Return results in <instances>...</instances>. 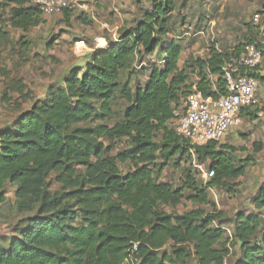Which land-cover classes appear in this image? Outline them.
Here are the masks:
<instances>
[{
    "label": "trees",
    "instance_id": "1",
    "mask_svg": "<svg viewBox=\"0 0 264 264\" xmlns=\"http://www.w3.org/2000/svg\"><path fill=\"white\" fill-rule=\"evenodd\" d=\"M187 4L137 0L116 38L105 35V47H92L84 65L70 67L30 108L16 103L19 114L0 129V207L11 183L16 210L26 216L0 235V264H225L229 257L230 264H264V181L252 196L253 209L234 217L217 210L210 194L213 187L236 192L254 159L239 158L218 141L194 146L171 125L195 84L205 95L225 93L222 67L247 45L261 46L251 30L258 26L248 25L234 47L213 44L205 57L181 66L184 47L169 35L177 30L175 14L187 22L180 16ZM75 9L64 8L62 22L72 26ZM0 12L8 16L7 28L17 31L45 22L30 0H0ZM204 17L195 26L199 31ZM7 28L0 26V75L28 100L23 81L11 83L2 65V48L11 42ZM19 43L27 44L23 36ZM155 55L156 62L136 70L147 80L132 86L135 62ZM120 98L127 106L113 122ZM4 100H11L7 93ZM119 143L124 147L113 153ZM197 163L215 175L204 182ZM170 166L180 172L178 184L164 180ZM186 201L197 207L177 213Z\"/></svg>",
    "mask_w": 264,
    "mask_h": 264
},
{
    "label": "rangeland",
    "instance_id": "2",
    "mask_svg": "<svg viewBox=\"0 0 264 264\" xmlns=\"http://www.w3.org/2000/svg\"><path fill=\"white\" fill-rule=\"evenodd\" d=\"M149 1L143 0V3L148 6ZM263 9L264 0H221L217 3L214 0H201L199 3L198 0H188V4L180 12V16L187 22L184 24L178 14H175L177 30L169 35L170 38L179 39L184 47L181 66L190 58L205 57L213 44L220 50L234 47L244 39L249 26L263 21L261 20L263 17L258 22L254 20L255 14ZM75 10L72 26L62 22V14L45 15V22L29 32L7 28L3 21L8 19V16L6 18L0 12V26L7 28L11 37V42L2 48V65L10 71L11 83L23 81L26 92L31 93L28 100H22L19 91L8 88L7 80L0 75V129L11 125L19 114L20 109L15 107L16 103H21L23 110L30 108L33 101L44 97L50 83L62 80L67 70L79 59L84 58L92 47H105V35L116 38L118 28L136 13L137 0H82ZM260 13L262 15V12ZM202 14L205 15V21H202L203 28L199 31L195 26ZM21 36L23 41L27 42L26 46L19 43ZM73 37H78L79 40L74 42ZM50 39L52 46L49 47L47 42ZM155 60L156 55L135 62V73L130 76L132 86H135L137 80L142 83L147 80L144 72L136 70L140 71L141 68L150 65V61L156 62ZM190 79L191 82L195 81L194 77L190 76ZM5 93L11 99L10 102L4 100ZM126 106L127 101L123 98L116 102L113 122L121 118ZM243 123L230 132L220 144L227 143L234 147L239 158L252 157L253 164L249 166L247 174L240 178L241 184L236 192L217 187L210 190L214 207L229 217H234L240 210L253 209L252 196L264 178V140L262 137L259 138L261 131L255 129L254 124L248 126ZM171 125L178 129V119H174ZM122 147L124 143H119L113 153ZM259 148L261 150H257ZM193 159L196 163L195 155ZM204 168L207 169V166L204 165ZM123 170H128V167L123 166ZM163 176L164 180L179 183L180 172L173 166L167 167ZM199 176L204 182L210 180L205 179L202 172ZM15 191V185L7 184L5 192L7 200L0 207V235L10 234L14 224L26 216L16 210ZM196 207L186 201L175 211L183 213ZM200 207L209 212L213 211L211 205ZM167 210L170 211L169 208ZM232 248L234 250L235 246ZM230 258H227L225 264H230L232 260ZM189 264L196 262L190 261Z\"/></svg>",
    "mask_w": 264,
    "mask_h": 264
},
{
    "label": "built area",
    "instance_id": "3",
    "mask_svg": "<svg viewBox=\"0 0 264 264\" xmlns=\"http://www.w3.org/2000/svg\"><path fill=\"white\" fill-rule=\"evenodd\" d=\"M40 6L44 15L59 14L64 8L79 6L82 0H30ZM261 15L256 13L255 21ZM264 49L258 44H249L238 55L227 59L222 67L226 91L217 97L205 95L197 85L184 98L185 110L178 118L177 132L194 146L205 145L210 141L221 142L226 135L241 123L240 113L244 108L257 103L260 80L253 73L260 67ZM214 89L216 87L214 86ZM191 153L195 155L194 149ZM196 167L205 179H211L214 170Z\"/></svg>",
    "mask_w": 264,
    "mask_h": 264
},
{
    "label": "crops",
    "instance_id": "4",
    "mask_svg": "<svg viewBox=\"0 0 264 264\" xmlns=\"http://www.w3.org/2000/svg\"><path fill=\"white\" fill-rule=\"evenodd\" d=\"M261 18H262L261 20H263V21L261 23H259V24H256V26H258V27L252 28L251 30L254 31L253 32V34H255L254 37L257 39V42L260 43L261 46H262V48L264 49V14L261 15ZM106 44H107V42H106ZM88 53H86V56H87ZM256 73L259 76L264 77V58H263L262 64L256 70ZM262 107H264V83L260 81V89H259V91L257 93V103L254 106H252V107H248L247 110H245V108H244L241 111V113H240L241 123L238 126H236L235 128H233L230 132H232L234 129L238 128L243 122H244L243 124H245V125L248 124V126H251L252 124H254V126H256L255 129H258V130L261 131V135H260L259 138L262 137L261 139L264 140V110H262ZM256 109H257V112L254 113L253 115H251L250 112L251 111L253 112ZM260 148H262V147H260ZM260 148L257 149V150H261ZM263 181H264V178H262V181L260 182V184L258 185V187L262 184ZM258 187H257V189H258Z\"/></svg>",
    "mask_w": 264,
    "mask_h": 264
},
{
    "label": "water",
    "instance_id": "5",
    "mask_svg": "<svg viewBox=\"0 0 264 264\" xmlns=\"http://www.w3.org/2000/svg\"><path fill=\"white\" fill-rule=\"evenodd\" d=\"M82 65H84V58L79 59V61L74 66H82Z\"/></svg>",
    "mask_w": 264,
    "mask_h": 264
},
{
    "label": "bare ground",
    "instance_id": "6",
    "mask_svg": "<svg viewBox=\"0 0 264 264\" xmlns=\"http://www.w3.org/2000/svg\"><path fill=\"white\" fill-rule=\"evenodd\" d=\"M105 44V43H104Z\"/></svg>",
    "mask_w": 264,
    "mask_h": 264
}]
</instances>
